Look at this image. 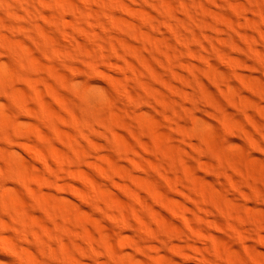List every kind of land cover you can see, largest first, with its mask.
<instances>
[{"label":"rangeland","instance_id":"374dc122","mask_svg":"<svg viewBox=\"0 0 264 264\" xmlns=\"http://www.w3.org/2000/svg\"><path fill=\"white\" fill-rule=\"evenodd\" d=\"M0 202V264H264V0H0Z\"/></svg>","mask_w":264,"mask_h":264},{"label":"bare ground","instance_id":"6f19581e","mask_svg":"<svg viewBox=\"0 0 264 264\" xmlns=\"http://www.w3.org/2000/svg\"><path fill=\"white\" fill-rule=\"evenodd\" d=\"M28 3H29V2H28ZM31 3H32V2H31ZM85 5H86V4H85ZM20 6H21V5H20ZM78 6H80V5H78ZM87 6H88V5H87ZM87 6H86V8H87ZM83 7H84V6H83ZM78 9H79V7H78ZM88 9H89V8H88ZM85 15H86V14H85ZM87 15H88V14H87ZM89 18H90V17H89ZM76 23H77V22H76ZM76 25H77V24H76ZM76 25H75V26H76ZM66 32H67V31H66ZM180 32H181V31H180ZM70 33H72V32H70ZM70 33H69V35H70ZM71 35H72V34H71ZM67 36H68V35H67ZM70 37H73V35L70 36ZM70 37H69V38H70ZM89 37H90V36H89ZM69 40H70V39H69ZM43 44H44V43H43ZM53 44L55 45V44H57V43H53ZM53 44H52V45H53ZM54 45H53V47H54ZM57 46H60V45H57ZM45 47H46V46H45ZM55 48H56V46H55ZM55 48H54V49H55ZM57 48H58V47H57ZM101 48H102V47H101ZM115 49H116V48H115ZM56 50H57V49H56ZM113 50H114V49H113ZM96 51H97V53H98V50H96ZM117 51H118V50H117ZM94 52H95V51H94ZM95 54H96V52H95ZM98 54H99V53H98ZM98 54L95 55V56H98ZM101 54H102V53H101ZM77 56H78V55H77ZM102 56H104V55H102ZM62 57H63V56H62ZM83 57H84V56H83ZM64 58H65V57H64ZM95 58H96V57H95ZM95 58H94V59H95ZM96 59H97V58H96ZM84 60H85V59H84ZM62 61H63V60H62ZM92 63H93V62H92ZM95 63H97V62H95ZM91 86H92V85H91ZM93 87H94V86H93ZM95 88H96V87H95ZM93 91H95V93H96V95H97V91H98V89H97V90L95 89V90H93ZM98 94H99V91H98ZM21 106H22V105H21ZM22 107H23V106H22ZM22 107H21V108H22ZM43 118H44V117H43ZM43 118H42V119H43ZM75 119H76V118H75ZM75 119H74V120H75ZM74 120H73V121H74ZM45 122H47L46 119H45ZM77 122H78V121H77ZM75 125H76V124H75ZM38 156H39V155H38ZM45 158H46V157H45ZM52 158H53V157H52ZM55 158H56V157H55ZM42 159H43V158H42ZM58 159H59V158H58ZM62 159H63V158L61 157V161H62ZM63 160H64V159H63ZM42 161H43V160H42ZM46 161H47V160H46ZM58 161H59V160H58ZM63 162H64V161H62V163H63ZM47 163H48V161H47ZM43 164H45V163H43ZM202 198H203V197H202ZM204 199H205V198H204ZM2 201H3V200H2ZM0 203H1V202H0ZM5 203H6V202L4 201V204L2 203V205H1V204H0V205H1V206L4 205L5 207H9L8 204H5ZM7 203H8V202H7ZM12 204H13V203H12ZM12 204H10V205H12ZM13 205H14V204H13ZM4 206H3V207H4ZM11 208L13 209V206H11ZM5 209H7V208H5ZM15 209L19 210L16 206H15ZM15 209H13V210H15ZM3 210H4V208H3ZM9 210H10V209H9ZM7 211H8V210H7ZM2 212H3V211H2ZM11 212H13V211H10V213H11ZM19 212H20V210H19ZM3 213H6V211L3 212ZM10 213L7 212L6 214H8V215L11 217ZM16 213H17V211H16ZM16 213H15V211H14V213H13L14 215L12 214V215L14 216V220H13V222H14L15 219H16V218H15V216H17ZM21 213H22V212H21ZM3 215H4V214H3ZM18 215L20 216L19 213H18ZM22 215H23V214H22ZM22 215H21L20 217H17V220H18V218L20 219V218L22 217ZM13 216H12V217H13ZM12 217H11V219H12ZM115 218H116V217H115ZM117 218H118V217H117ZM0 219H2V217H1ZM22 219H23V217H22ZM24 220H25V219H24ZM4 221L6 222V220H4ZM1 222H2V221L0 220V223H1ZM19 222L21 223L22 221H19ZM25 222H26V220H25ZM25 222L22 223V224L26 225L27 222H26V223H25ZM3 223H4V222H2V224H0L1 227H3ZM20 223H19V225H20ZM8 224H9V223H8ZM16 224H17V222H16ZM27 224H28V223H27ZM17 226H18V224L16 225V228H18ZM27 226H28V225H27ZM9 227H10V226H9ZM21 227H22V226H21ZM27 228H28V227H27ZM8 229H9V228H8ZM25 229H26V228H25ZM32 229H33V227H32ZM16 230H17V229H16ZM29 230H30V229H29ZM21 231H23V230H21ZM17 232H19V230H18ZM23 232H24V231H23ZM27 232H28V231H27ZM32 232L35 233L34 229L32 230ZM37 234H38V233H37ZM23 235H24V234H23ZM25 235H26V234H25ZM38 235H39V234H38ZM61 236H62V235H61ZM37 238H38V237H37ZM40 238H41V237H39V239H40ZM49 243H50V242H49ZM48 245L50 246V244H48ZM46 247L48 248V246H46ZM16 249H17V248H16ZM19 254H20V253H19ZM13 255H14V254H13ZM15 255H16V254H15ZM20 255L23 256L22 254H20ZM20 255L17 254V258H16V259H17L18 262H21L20 260H22V258H24V257H21ZM18 256H19V257H18ZM20 258H21V259H20ZM19 259H20V260H19ZM23 260H24V263H22V262H23V261H22L20 264H27V262L25 261L26 259H23ZM25 262H26V263H25ZM61 262H62V261H61Z\"/></svg>","mask_w":264,"mask_h":264}]
</instances>
